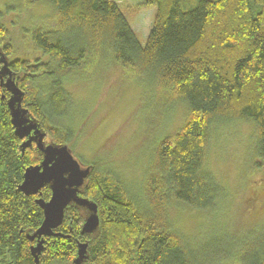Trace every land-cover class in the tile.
<instances>
[{
	"label": "trees",
	"instance_id": "obj_1",
	"mask_svg": "<svg viewBox=\"0 0 264 264\" xmlns=\"http://www.w3.org/2000/svg\"><path fill=\"white\" fill-rule=\"evenodd\" d=\"M25 1L28 7L36 0ZM48 1L56 12L46 17V27L33 31V58L10 59L18 51L0 9V53L8 56L24 91L23 106L47 133L46 143L70 145L75 140L70 127L54 124L70 106L65 80L72 73L91 79L86 73L100 71L95 65L108 63L113 53L125 71L153 79L156 123L178 100L189 109L179 128L157 143L141 199L106 176L105 167L89 164L92 172L82 195L98 204L100 229L82 234L85 211L69 206L56 229L64 236L46 237L36 262L31 251L36 241L26 234L35 232L44 219L37 199L49 200L52 192L48 185L38 195L19 188L26 168L37 164L42 154L35 144L23 153L24 140L16 135L7 103L10 92L0 78V264H75L82 241L89 243L82 264H220L216 238L183 237L173 226L171 207L180 202L214 210L226 196L206 169L215 123H254V167L264 170V0H146L157 12L145 45L119 0ZM41 80L47 81L44 96ZM261 194L264 186L253 193ZM261 248L264 254V243ZM249 258L250 264H264V256Z\"/></svg>",
	"mask_w": 264,
	"mask_h": 264
},
{
	"label": "rangeland",
	"instance_id": "obj_2",
	"mask_svg": "<svg viewBox=\"0 0 264 264\" xmlns=\"http://www.w3.org/2000/svg\"><path fill=\"white\" fill-rule=\"evenodd\" d=\"M118 5L145 45L156 5L146 0H119ZM0 9L18 51L10 59L16 55L33 58V31L46 27V17L56 12L54 4L36 0L27 7L25 0H0ZM113 54L108 63L95 65L100 71L90 69L86 73L93 75L91 79L77 73L69 75L64 83L70 93V106L67 115L56 118L54 124L71 128L75 140L69 146L83 166L98 163L101 170L105 167L106 176L119 180L129 195L139 200L157 143L179 128L189 108L178 100L156 123L153 79L125 71L113 60ZM38 86L44 96L47 81H39ZM255 130L251 121L215 123L206 169L226 196L214 210H196L180 202L171 207L173 226L183 237L191 241L216 238L222 252L220 264H250L251 255L264 256V194L253 195L264 186V170L254 167ZM233 220H239L238 225H233Z\"/></svg>",
	"mask_w": 264,
	"mask_h": 264
},
{
	"label": "water",
	"instance_id": "obj_3",
	"mask_svg": "<svg viewBox=\"0 0 264 264\" xmlns=\"http://www.w3.org/2000/svg\"><path fill=\"white\" fill-rule=\"evenodd\" d=\"M0 63L2 84L10 92L7 103L12 123L16 135L24 140L22 151L25 153L28 147L35 144L42 154V159L37 164L26 168L24 180L19 188L27 195H38L48 185L52 192L49 200L42 197L37 199V203L43 209L44 219L35 232L26 234L30 241H36L32 244L31 251L36 262H39L46 237L64 236L56 229L63 224L69 206L74 205L85 211L82 234L96 233L100 229L98 204L88 196L82 195L83 187L92 172V165L83 166L75 158L67 143H46L47 133L38 121L30 117L28 109L23 106L24 91L10 69L8 56L0 53ZM88 246V241L78 243L75 264H82L88 258Z\"/></svg>",
	"mask_w": 264,
	"mask_h": 264
}]
</instances>
